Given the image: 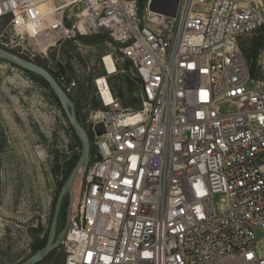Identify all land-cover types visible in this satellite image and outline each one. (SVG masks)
<instances>
[{
  "label": "built area",
  "instance_id": "obj_1",
  "mask_svg": "<svg viewBox=\"0 0 264 264\" xmlns=\"http://www.w3.org/2000/svg\"><path fill=\"white\" fill-rule=\"evenodd\" d=\"M151 2L0 0V47L43 63L91 140L64 264H264V45L259 73L244 49L264 0Z\"/></svg>",
  "mask_w": 264,
  "mask_h": 264
},
{
  "label": "rangeland",
  "instance_id": "obj_2",
  "mask_svg": "<svg viewBox=\"0 0 264 264\" xmlns=\"http://www.w3.org/2000/svg\"><path fill=\"white\" fill-rule=\"evenodd\" d=\"M139 1H143V9L148 0ZM263 37L262 32L249 38L245 52ZM98 43L94 51L104 52V41ZM93 56L97 61V54ZM256 72L259 73L258 66ZM112 82L124 98L134 86L127 73ZM83 102L89 110L98 107L91 86ZM81 152L51 91L37 77L0 60V264H21L48 240L58 196L71 173V162ZM78 187L77 181L74 193ZM77 198L76 193L72 213L77 209ZM69 203L67 195L58 232L65 228ZM65 260V252L58 249L39 264H64Z\"/></svg>",
  "mask_w": 264,
  "mask_h": 264
},
{
  "label": "water",
  "instance_id": "obj_3",
  "mask_svg": "<svg viewBox=\"0 0 264 264\" xmlns=\"http://www.w3.org/2000/svg\"><path fill=\"white\" fill-rule=\"evenodd\" d=\"M156 1L157 0H152L151 2L152 9L154 8ZM175 1L177 6L179 0H175ZM174 13L172 15H174ZM0 60L8 62L9 64L23 71L34 74L35 76L45 80L48 83L50 89L54 92L55 96L57 97L61 105V109L65 114V118L67 122L69 123L70 127L73 129V132L79 139L82 146L81 156L78 162L76 163L75 167L71 171L70 175L68 176L67 180L65 181L62 190L58 196L46 245L41 250L37 251L32 257L21 263V264H39L43 262L53 251L60 248L61 242L67 233L71 221L72 208L74 204V184L78 178L80 171L84 169L88 164L91 154V140L78 116L76 103L73 100H71V98L65 93L62 87L58 84L54 76L45 67L33 61L27 60L16 53L7 51L2 47H0ZM131 78L133 81L140 80V77L136 72L131 73ZM131 96L133 98L140 97V89L138 86L134 87ZM126 105L128 107H130L131 105V102L128 99L126 100ZM95 130L98 136H101L106 132L105 126L102 123L97 124ZM67 195L69 196L70 203L67 212L66 225L65 228L59 233L58 225L60 221V214L65 197Z\"/></svg>",
  "mask_w": 264,
  "mask_h": 264
},
{
  "label": "trees",
  "instance_id": "obj_4",
  "mask_svg": "<svg viewBox=\"0 0 264 264\" xmlns=\"http://www.w3.org/2000/svg\"><path fill=\"white\" fill-rule=\"evenodd\" d=\"M140 6L143 7V1H140ZM144 6H145V4H144ZM263 33H264V29H263ZM87 41H88V42H94V41H96V38H95V37H91V38H89ZM263 45H264V37L258 39V40L255 41V42H253V44H251V46L249 47L250 49H248V52L246 53V54H247V57L252 61V71H253L254 73L256 72V67H257V62H256L255 60H257V57H258V55H259L260 50L263 48ZM38 64H40L41 66L44 67V65H43L42 62H38ZM25 72H26V71H25ZM26 73H29V72H26ZM29 74H30L31 76L37 77V76H35L34 74H31V73H29ZM37 79L39 80L40 83H42L45 87H47V88L51 91V93H52V95H53V98L55 99V101H56V103L58 104V106L61 108V105H60V103H59L57 97L55 96L54 92L50 89L48 83H47L45 80H43V79H41V78H39V77H37ZM61 110H62V109H61ZM62 112H63V110H62ZM63 113H64V112H63ZM64 116H65V114H64ZM71 130H72V132H73V129H72V128H71ZM73 133H74V132H73ZM74 135H75V133H74ZM75 137L77 138L76 135H75ZM77 139H78V138H77ZM78 141H79V139H78ZM79 143H80V141H79ZM80 146H81V143H80ZM81 148H82V146H81ZM79 158H80V157L76 158L75 160H73V161L71 162V169H70V172H71V171L73 170V168L75 167V165H76V163L78 162ZM70 172H69V173H70ZM46 243H47V240L44 241V242H41V243L38 245L36 251L41 250V249L46 245ZM56 250H58V249H56ZM56 250L53 251L49 256H51L53 253H55ZM49 256H48V257H49Z\"/></svg>",
  "mask_w": 264,
  "mask_h": 264
},
{
  "label": "flooded vegetation",
  "instance_id": "obj_5",
  "mask_svg": "<svg viewBox=\"0 0 264 264\" xmlns=\"http://www.w3.org/2000/svg\"><path fill=\"white\" fill-rule=\"evenodd\" d=\"M61 231H62V230H61ZM61 231H60V232H61ZM60 232H59V233H60Z\"/></svg>",
  "mask_w": 264,
  "mask_h": 264
},
{
  "label": "bare ground",
  "instance_id": "obj_6",
  "mask_svg": "<svg viewBox=\"0 0 264 264\" xmlns=\"http://www.w3.org/2000/svg\"><path fill=\"white\" fill-rule=\"evenodd\" d=\"M113 72V71H112Z\"/></svg>",
  "mask_w": 264,
  "mask_h": 264
}]
</instances>
